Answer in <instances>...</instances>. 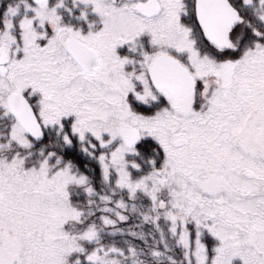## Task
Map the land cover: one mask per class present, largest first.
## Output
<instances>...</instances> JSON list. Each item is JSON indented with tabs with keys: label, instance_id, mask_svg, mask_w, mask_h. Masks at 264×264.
<instances>
[{
	"label": "snow or ice",
	"instance_id": "6c2138e0",
	"mask_svg": "<svg viewBox=\"0 0 264 264\" xmlns=\"http://www.w3.org/2000/svg\"><path fill=\"white\" fill-rule=\"evenodd\" d=\"M0 264H264V0H0Z\"/></svg>",
	"mask_w": 264,
	"mask_h": 264
}]
</instances>
